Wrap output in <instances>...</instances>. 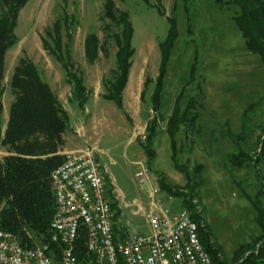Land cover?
I'll list each match as a JSON object with an SVG mask.
<instances>
[{"label": "rangeland", "instance_id": "1", "mask_svg": "<svg viewBox=\"0 0 264 264\" xmlns=\"http://www.w3.org/2000/svg\"><path fill=\"white\" fill-rule=\"evenodd\" d=\"M104 1L29 0L21 8L15 27L19 41L5 58L3 130L13 100L10 77L19 59L27 57L66 103L69 144H79L74 128L89 120L88 135L99 149L101 169L117 187L114 197L121 204L122 226L145 234L149 230L146 215L155 203L161 200L162 205H157L172 216L186 210L181 200L187 198L212 235L211 242L221 246L225 264H246L250 254L264 245V229L248 198L258 196L260 179L264 181V164L254 163L264 139V61L247 45L236 20L237 6L227 0H116L134 27V54L122 107L103 97L117 66L118 47L103 27L110 21L102 16ZM1 11L6 10L2 7ZM173 24L175 38L166 59L163 46ZM92 32L98 34L102 46L94 62L85 55V39ZM58 33L63 49L71 54L72 70L86 79L84 107L75 104L78 99L73 94L69 96L66 69L44 44L46 40L53 43ZM141 78L142 83L148 80L142 96L132 86ZM158 87L160 106L155 108L152 98ZM68 97L72 103H67ZM255 101L259 102L256 109L244 120L243 113ZM176 103L182 111L189 103L195 105L188 111L198 117L188 128L182 126L173 146L166 126ZM243 121L249 137L245 141L231 138L228 131H240ZM155 127L151 147L149 135ZM147 148L156 152L152 160ZM8 153L0 146V160ZM199 164L203 165L200 175ZM145 168L149 172L141 184L135 173ZM175 190L180 196L176 197ZM250 242V247L235 254ZM261 258L248 264H264Z\"/></svg>", "mask_w": 264, "mask_h": 264}, {"label": "trees", "instance_id": "2", "mask_svg": "<svg viewBox=\"0 0 264 264\" xmlns=\"http://www.w3.org/2000/svg\"><path fill=\"white\" fill-rule=\"evenodd\" d=\"M28 1L0 0V146L9 150V153L0 160V229L12 233L23 246L33 247L37 243L48 241L51 234L50 227L56 208L52 189V173L66 159V155L61 151L65 145L64 132L68 125V113L49 83L42 77L38 66L31 59L21 57L15 65L9 81L13 100L10 105L7 125L3 130L4 102L1 90L5 75V58L7 51L19 41L15 27L20 10ZM227 1L234 3L238 8L236 20L247 45L253 51L261 54L264 61V0ZM2 7L5 8V12L1 11ZM102 16L110 19L103 27L108 31V35L115 39L118 46L116 51L117 66L113 70L112 79L109 80L107 91L103 93V97L113 99L123 107V91L129 79L134 54L133 22L128 12L117 6L116 0L104 1ZM174 38L175 25L173 24L170 39L163 46L166 59ZM44 44L47 50L62 62L66 69L67 81L72 86V94L78 99L79 105L84 107L88 102V96L85 94L86 85L83 73L78 75L72 70V57L68 49H63L60 33L53 39V43L46 40ZM101 48L98 34L89 33L85 39V55L90 62L98 59ZM147 81L146 79L145 84ZM152 101L153 107L160 106L159 87L154 93ZM258 103L253 102L245 110L244 120L251 110L256 109ZM194 107L195 105L189 103L182 111L179 104L176 103L166 126L173 146H175L176 134L182 126L188 128L189 124L193 125L198 117L196 112L188 111V108ZM247 126L248 124L243 121L240 131L232 132L230 129L228 132L231 134V138L236 140V137H239L241 141H245L249 137ZM155 130L156 127L149 135L150 146ZM151 149H146L150 160L156 154ZM236 158L238 159V156ZM261 162L264 164V139L261 142L258 158L254 163L257 166ZM176 167L179 169V164H176ZM202 168V164L197 166L198 175ZM258 175L261 178L260 173ZM188 179L190 182L192 177L189 175ZM262 180L260 179L262 183L258 196L256 198L248 196V198L255 208L259 227L264 229V204L262 202L264 181ZM109 186L111 187V185ZM197 186L199 188L200 182L197 183ZM162 187L168 188L165 184H162ZM170 190L169 192L172 191ZM110 191H113V187ZM174 192L177 194L176 197L180 196V192L177 190ZM111 198H114L113 194H111ZM181 201L182 207L188 210L192 219L198 224L200 239L210 253L213 264H225L220 255L221 246L211 242L212 235L205 231L201 218L192 211L193 205L190 204V200L183 198ZM113 207H117L115 201ZM86 241L87 230L82 227L75 246V254L81 260H84L87 254ZM251 244L252 242L241 245L235 254L245 247H250ZM55 246V244H51L50 248H57ZM57 252L56 249L55 253ZM261 257H264V245L257 252L250 254L246 264L262 259Z\"/></svg>", "mask_w": 264, "mask_h": 264}, {"label": "built area", "instance_id": "3", "mask_svg": "<svg viewBox=\"0 0 264 264\" xmlns=\"http://www.w3.org/2000/svg\"><path fill=\"white\" fill-rule=\"evenodd\" d=\"M97 150L87 142L84 148L66 153L52 173L56 208L48 241L25 247L0 229V264H213L190 213L168 215L161 200L146 215L149 234L125 233L118 238L112 191ZM148 172L145 168L135 177L143 184ZM82 227L87 230L84 260L75 254ZM51 244L57 248L51 249Z\"/></svg>", "mask_w": 264, "mask_h": 264}, {"label": "crops", "instance_id": "4", "mask_svg": "<svg viewBox=\"0 0 264 264\" xmlns=\"http://www.w3.org/2000/svg\"><path fill=\"white\" fill-rule=\"evenodd\" d=\"M129 77H130V74H129ZM66 80H67V78H66ZM129 80H130V78L128 79L127 85H129ZM142 81H143V78H141V80L137 82V85H135V84L132 85L133 86V89H136V91L139 93V95L143 91L142 86L145 84V81L143 83H142ZM84 83L86 84V79H84ZM100 85H101V83L99 82L98 87H100ZM140 90H142V91H140ZM133 93H135V92H133ZM60 94H56V95L58 96V98H59L61 104L63 105V107L67 109L66 103L62 101V99L60 97ZM70 95H72V86L70 87V91H69V96ZM98 95H99V92H98ZM70 102L72 103V101L70 100V97H68L67 103H70ZM75 104H79L78 103V100L75 101ZM86 105H87V103L85 104V106ZM89 116L90 115H87V117H89ZM89 124H90L89 120H86L85 122H82V124H78L76 126V128H74L75 129L74 130L75 133L79 137V144L78 145H76L75 142H70V144H69L68 137L65 134L66 131L64 132L65 145H64L61 153L65 154V153H67L69 151H77V150H80V149H82L87 144V142H89V144L94 145L98 149L97 145H95L94 142H91V138L88 135V126H89ZM67 128H68V125H67ZM82 129L84 130L83 134L80 132ZM135 137H136V134H135ZM106 176H107L109 185H111V187H113L112 194L114 195L117 192V187L115 186V183L111 179V177L109 175H106ZM113 199H114L113 201H115L117 203V207L115 208V210H116V230H117L118 238H123V236H124L125 233H131V231H130V229H128V228H126V227H124V226L121 225V214H122L121 204H120L117 196L114 197ZM149 232H150V228L147 231V233H145V234L142 233V235L149 234ZM137 234H141V233H137Z\"/></svg>", "mask_w": 264, "mask_h": 264}]
</instances>
